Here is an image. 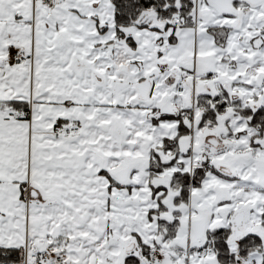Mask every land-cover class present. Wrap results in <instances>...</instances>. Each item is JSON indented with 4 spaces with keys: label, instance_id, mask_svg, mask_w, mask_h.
<instances>
[{
    "label": "snow or ice",
    "instance_id": "obj_1",
    "mask_svg": "<svg viewBox=\"0 0 264 264\" xmlns=\"http://www.w3.org/2000/svg\"><path fill=\"white\" fill-rule=\"evenodd\" d=\"M0 264H264V0H0Z\"/></svg>",
    "mask_w": 264,
    "mask_h": 264
}]
</instances>
